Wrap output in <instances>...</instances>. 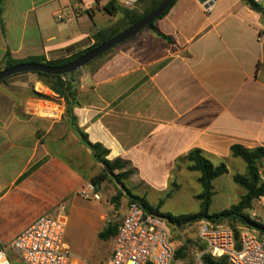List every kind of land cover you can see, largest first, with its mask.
<instances>
[{
  "label": "crops",
  "instance_id": "1",
  "mask_svg": "<svg viewBox=\"0 0 264 264\" xmlns=\"http://www.w3.org/2000/svg\"><path fill=\"white\" fill-rule=\"evenodd\" d=\"M108 1L3 0L0 66L7 51L17 60L49 61L90 47L118 14L103 11ZM115 1L140 11L155 0ZM211 1L205 9L197 0H176L154 23L172 43L143 29L78 82V126L109 151L107 159L127 160L142 179L168 177L193 149L216 165L235 159L233 145L264 148V42L256 41L264 17L241 0ZM73 6L79 17L56 21V11ZM13 82L26 91L18 100V91L0 89V247L39 216L66 211L101 170L72 131L64 101L33 73ZM6 255L21 264L14 252Z\"/></svg>",
  "mask_w": 264,
  "mask_h": 264
},
{
  "label": "rangeland",
  "instance_id": "2",
  "mask_svg": "<svg viewBox=\"0 0 264 264\" xmlns=\"http://www.w3.org/2000/svg\"><path fill=\"white\" fill-rule=\"evenodd\" d=\"M112 21L104 29L114 26L118 29H123L126 26L120 13ZM114 51L115 48H113L111 53ZM110 54L103 56L89 67L78 69L74 73L75 79L80 83V79L84 74L92 73ZM14 79H16V76L1 82L0 89L4 91H18L17 98L21 100L24 96L19 95V93L20 91H26L21 85H25V82L20 81L21 84H15L13 82ZM30 87L31 85L27 84V89ZM32 98L37 99L34 95ZM225 165L227 169L226 173L212 181L213 189L210 196L208 214L219 213L223 210H228L233 205H237L246 192L234 180L235 177H241L242 179L247 177L244 162L239 158H235L234 160H227ZM187 166L188 162L182 158L177 161L175 168L168 177H161L155 180L142 179L132 174L126 180L121 181L124 188H121L114 179L107 178L96 189V192L100 195V200H85L79 196L73 197L69 201L64 213L66 218L65 240L69 244L72 256L74 259H77V263L107 264L112 238L100 240L97 235L107 225L116 228L120 224L125 208L129 203L127 191L133 196L144 199L150 207L158 208L160 214L178 217L198 213L201 209V199L198 196L202 192V188L198 183L199 174L189 171ZM263 168L264 165L261 162L257 165V173H262L264 171ZM99 172L100 170L96 172L95 176ZM257 179L259 184L264 183L259 178V175H257ZM250 211L256 213L257 222L264 224V210H261L252 203L251 208L245 210L244 213L253 220L249 214ZM101 216L104 217V221L101 219ZM197 222L188 223L182 226V228L168 227L175 252L182 246L186 247L183 257L176 256L177 262L191 264L195 254L203 249L202 245L197 241ZM220 224L230 228L233 225V227H237L238 231L244 227L238 222H221Z\"/></svg>",
  "mask_w": 264,
  "mask_h": 264
},
{
  "label": "built area",
  "instance_id": "3",
  "mask_svg": "<svg viewBox=\"0 0 264 264\" xmlns=\"http://www.w3.org/2000/svg\"><path fill=\"white\" fill-rule=\"evenodd\" d=\"M250 2L261 5L264 0ZM131 3L123 0L125 6ZM80 13L79 8L73 6L56 11L54 16L58 22L66 23L79 17ZM256 41L264 42V33H257ZM258 175L264 182V171ZM78 196L85 200H100L96 186L91 182L81 187ZM253 203L264 210V192ZM64 213L65 207L61 206L53 215L39 216L10 243L0 247V264H10L7 251L14 252L21 264H78L65 240ZM249 214L257 221L255 212ZM168 227L164 218L147 212L136 202L128 203L112 238L107 264H182L175 258ZM196 236L203 249L195 254L191 264H204L202 257L205 255L214 259L224 257L228 264H264V240L246 227H242L235 238L230 227L200 220L196 223Z\"/></svg>",
  "mask_w": 264,
  "mask_h": 264
},
{
  "label": "trees",
  "instance_id": "4",
  "mask_svg": "<svg viewBox=\"0 0 264 264\" xmlns=\"http://www.w3.org/2000/svg\"><path fill=\"white\" fill-rule=\"evenodd\" d=\"M144 0H139L138 3H142ZM163 0H155L147 6H143L140 11L134 8H127L120 6L115 0H109L103 7V11L106 14L114 15L116 13H120L123 16L124 22L126 26L123 29H118L117 27H110L107 29H102L97 31L93 35L94 43L77 53L71 54L68 57L49 60L47 61L44 56H33L28 57L23 60L13 59L11 54L7 51L1 61L0 70L5 68L20 64V63H35L41 64L51 67H59L64 66L77 58L81 57L85 53L89 52L93 48L101 45L102 43L108 41L109 39L115 37L120 32L125 30L126 28L134 25L146 15L151 13L154 9H156L159 4ZM176 0H173L171 5L165 10V12L158 18H163L169 9L173 6ZM247 6H249L252 10L260 13L264 17V11H262L258 5L253 4L250 0H241ZM3 0H0L2 3ZM156 19V20H158ZM156 20L152 21L147 27L144 29H149L153 32V34L160 38L161 40L172 43V39L168 36L163 35L160 33L154 23ZM0 28L3 30V24L0 20ZM113 49L107 51L85 67L91 66L94 62L99 60L105 55L111 53ZM96 68L93 70L95 71ZM92 71V72H93ZM72 72L69 75H48L44 73H33L36 75L38 80L41 84L51 91L58 99H62L65 103V116L67 121L74 132V134L78 137L80 142L91 151L92 159L101 165L100 172L94 176L90 182L94 184L96 187L99 186L105 179L111 178L114 179L117 184L124 188L122 185V180H126L129 178L133 173L134 170L130 167V163L127 160L121 158H115L112 160L107 159L109 155V151L104 148L100 143H91L88 140L87 134L78 126L77 124V117L74 114V108L79 106L77 100V92H78V81L74 77V73ZM26 74V73H21ZM18 75V74H17ZM16 76V75H14ZM13 77V76H11ZM8 77L1 82L6 81L7 79L11 78ZM0 82V83H1ZM33 95L37 99L47 100L50 101L51 99L45 95L33 93ZM230 156L232 158H239L241 159L246 167L247 177L242 179L241 177H235L234 180L237 184L245 189V194L241 197L239 203L237 205H233L228 210H223L219 213L208 214V207L210 203V196L212 194V181L217 177L226 173V165L224 163H219L218 165H214L211 163L203 154V152L199 149H193L189 151L183 159L188 162L187 169L192 172H197L199 174L198 183L202 188L201 194L198 196L201 199V209L198 213L192 215H183L178 217H172L169 214H160L158 212V208L150 207L146 201L142 198L137 196L131 195L128 191L129 200L128 202H136L139 204L144 210L155 214L159 217L164 218L168 225L171 227L182 228V226L193 223L200 220H206L213 224H220L221 222L227 223H235L238 222L242 226L248 228L249 230L253 231L257 237L261 240H264V224L259 223L255 220L250 219L245 213V210H249L251 208L252 203L255 199H257L263 192H264V183L259 184L257 179V165L261 163L264 159V148L256 147L253 149L245 148L241 145H233L230 148ZM231 229L233 230L235 238H238L239 231L237 227H233L231 225ZM116 228L110 227L107 225L104 230L100 231L97 237L100 240L107 239L109 237L113 238L116 234ZM186 247L182 246L180 249L176 250V256H184V251ZM202 262L204 264H228L224 257L219 259H214L208 255L202 257Z\"/></svg>",
  "mask_w": 264,
  "mask_h": 264
},
{
  "label": "water",
  "instance_id": "5",
  "mask_svg": "<svg viewBox=\"0 0 264 264\" xmlns=\"http://www.w3.org/2000/svg\"><path fill=\"white\" fill-rule=\"evenodd\" d=\"M173 0H163L159 6L154 9L151 13L146 15L140 21L135 23L134 25L126 28L122 32H120L115 37L109 39L108 41L102 43L101 45L93 48L89 52L85 53L81 57L76 60L59 67H51L41 64L35 63H20L3 70H0V82L4 79L21 74V73H44L48 75H69L78 69L85 67L107 51L115 48L117 45L122 44L123 42L133 38L139 32H141L145 27H147L152 21L158 19L165 10L171 5ZM197 2L203 6V8L207 9L212 5L211 0H197ZM45 113L51 114L52 112L44 111Z\"/></svg>",
  "mask_w": 264,
  "mask_h": 264
}]
</instances>
